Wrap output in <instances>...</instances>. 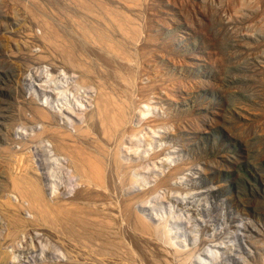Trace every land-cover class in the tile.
I'll list each match as a JSON object with an SVG mask.
<instances>
[{"label":"rangeland","instance_id":"rangeland-1","mask_svg":"<svg viewBox=\"0 0 264 264\" xmlns=\"http://www.w3.org/2000/svg\"><path fill=\"white\" fill-rule=\"evenodd\" d=\"M0 264H264V0H0Z\"/></svg>","mask_w":264,"mask_h":264},{"label":"bare ground","instance_id":"bare-ground-1","mask_svg":"<svg viewBox=\"0 0 264 264\" xmlns=\"http://www.w3.org/2000/svg\"><path fill=\"white\" fill-rule=\"evenodd\" d=\"M104 105H105V104H104ZM107 106H108V105H107ZM100 109H101V107H100ZM98 110H99V109H98ZM101 110H102V109H101ZM109 110H110V109H109ZM109 110H108V111H109ZM101 112H102V123L105 124V123H107V122H106L107 120H106V118L103 116V111H101ZM110 113H111V112H110ZM116 116H117V115H116ZM99 118H100V117H99ZM114 118H115V117H114ZM116 119H117V118H116ZM116 119H115V120H116ZM116 122H117V121H115V123H116ZM99 124H100V123H99ZM102 126H103V125H102ZM105 126H106V125H105ZM111 126H112V124H111ZM116 126H117V125H116ZM104 128H105V127H104ZM108 128H109V127H108Z\"/></svg>","mask_w":264,"mask_h":264}]
</instances>
